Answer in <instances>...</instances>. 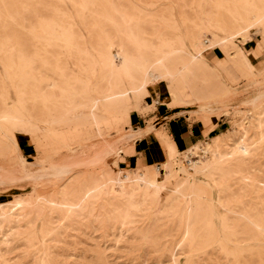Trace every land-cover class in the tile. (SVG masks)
<instances>
[{
    "label": "rangeland",
    "instance_id": "obj_1",
    "mask_svg": "<svg viewBox=\"0 0 264 264\" xmlns=\"http://www.w3.org/2000/svg\"><path fill=\"white\" fill-rule=\"evenodd\" d=\"M0 264H264V0H0Z\"/></svg>",
    "mask_w": 264,
    "mask_h": 264
},
{
    "label": "crops",
    "instance_id": "obj_2",
    "mask_svg": "<svg viewBox=\"0 0 264 264\" xmlns=\"http://www.w3.org/2000/svg\"><path fill=\"white\" fill-rule=\"evenodd\" d=\"M220 126V125H219ZM166 128L168 133L167 135L171 136L172 139L178 144V146L181 147H187L191 145L194 142H197L201 139L202 136V130L201 126H199L196 123H189L185 119L180 120L178 119H171L166 124ZM219 131L221 130L218 127ZM152 132V127L147 125L145 127H136V129L133 132L132 137L134 141L140 140L143 141V144L145 143L144 139L145 137ZM156 136V135H155ZM158 139V137H157ZM159 141V139H158ZM138 143L133 144V146L130 148V153L125 156L124 160H119V162H134L137 164L143 157L146 156V153H154L153 148H144L143 152H140L138 150ZM19 148L22 152H24L25 145H19ZM140 153V157H137L136 154Z\"/></svg>",
    "mask_w": 264,
    "mask_h": 264
},
{
    "label": "bare ground",
    "instance_id": "obj_3",
    "mask_svg": "<svg viewBox=\"0 0 264 264\" xmlns=\"http://www.w3.org/2000/svg\"><path fill=\"white\" fill-rule=\"evenodd\" d=\"M199 38H200V37H199ZM207 38H208V37H207ZM196 39H197V38H196ZM212 40H213V39H212ZM200 41H201V40H200ZM212 42H213V41H212ZM199 43H200V42H199ZM214 43H215V42H214ZM214 43H213V44H214ZM197 44H198V43H197ZM199 48H200V47H199ZM204 48H205V47H204ZM147 56H148V55H147ZM151 62H152V61H151ZM155 63H156V62H155ZM151 65H152V64H151ZM151 65H150V66H151ZM148 66H149V65H148ZM150 66H149V67H150ZM147 68H148V67H147ZM149 71H150V70H149ZM154 71H155V70H154ZM145 72H146V70H145ZM152 72H153V71H151V73H152ZM154 73H155V72H154ZM146 74H147V73H146ZM152 74H153V73H152ZM147 75H148V74H147ZM154 75H155V74H154ZM148 77H149V76H148ZM199 108H200V109H204V108H207V106L204 105V106H200ZM260 136H261V135H260ZM192 147H194L196 150L200 148L199 145H194V146H192ZM195 149H194V150H195ZM194 150H193V151H194ZM240 150H244V149H243L242 146H239V145H238L236 148H234L233 152H238V151H240ZM193 151H192V152H193ZM217 152H218V151H217ZM170 164H171V163H170ZM187 165H188V164H187ZM170 167H171V165H170ZM173 167H174V166H173ZM173 167H172V168H173ZM169 169H170V168H169ZM167 173H168V172H167ZM164 178H165V176H164V174H163L161 171H159V172H153V173H152V178H151L150 184H151V185H154V186H158V185L160 186L161 182L164 181V180H163ZM167 179H168V178H167ZM149 180H150V179H149ZM120 182H121V181H120ZM120 184H121V183H120ZM154 188H155V187H154ZM157 190H158V189H157ZM157 192H158V191H157ZM157 192H156V193H157ZM64 195H65V194H64ZM88 199H89V198H88ZM15 205H18V202H16ZM12 211H13V210L10 209V212H11V213H12Z\"/></svg>",
    "mask_w": 264,
    "mask_h": 264
}]
</instances>
